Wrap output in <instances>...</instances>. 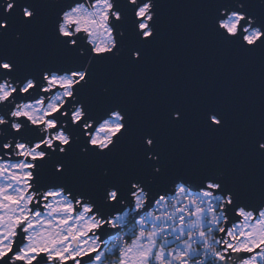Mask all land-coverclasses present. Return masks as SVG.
Listing matches in <instances>:
<instances>
[{
	"label": "snow or ice",
	"instance_id": "snow-or-ice-1",
	"mask_svg": "<svg viewBox=\"0 0 264 264\" xmlns=\"http://www.w3.org/2000/svg\"><path fill=\"white\" fill-rule=\"evenodd\" d=\"M0 264H264V0H0Z\"/></svg>",
	"mask_w": 264,
	"mask_h": 264
},
{
	"label": "water",
	"instance_id": "water-1",
	"mask_svg": "<svg viewBox=\"0 0 264 264\" xmlns=\"http://www.w3.org/2000/svg\"><path fill=\"white\" fill-rule=\"evenodd\" d=\"M196 89H193V92L195 93Z\"/></svg>",
	"mask_w": 264,
	"mask_h": 264
}]
</instances>
